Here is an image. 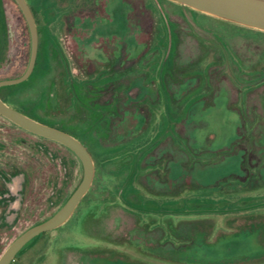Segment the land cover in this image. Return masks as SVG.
<instances>
[{"label": "rangeland", "instance_id": "1", "mask_svg": "<svg viewBox=\"0 0 264 264\" xmlns=\"http://www.w3.org/2000/svg\"><path fill=\"white\" fill-rule=\"evenodd\" d=\"M27 1L39 56L1 94L84 141L95 177L10 264H264V31L172 0ZM6 3L0 79L31 53L27 20ZM41 141L56 153V198L43 177L23 222L0 227V256L84 177L75 153Z\"/></svg>", "mask_w": 264, "mask_h": 264}, {"label": "water", "instance_id": "2", "mask_svg": "<svg viewBox=\"0 0 264 264\" xmlns=\"http://www.w3.org/2000/svg\"><path fill=\"white\" fill-rule=\"evenodd\" d=\"M30 31L31 53L27 68L18 77L0 80V87L20 83L30 77L34 71L38 50L39 30L33 11L27 0H15ZM195 10L218 18L232 21L244 26L264 31V0H172ZM0 114L17 125L47 138L62 143L81 159L83 176L78 187L62 205V207L46 220L31 226L19 235L0 256V264H10L17 253L36 235L55 229L64 224L73 214L79 202L88 192L95 177V164L86 145L73 134L55 126L38 121L19 110L11 107L0 97Z\"/></svg>", "mask_w": 264, "mask_h": 264}, {"label": "flooded vegetation", "instance_id": "3", "mask_svg": "<svg viewBox=\"0 0 264 264\" xmlns=\"http://www.w3.org/2000/svg\"><path fill=\"white\" fill-rule=\"evenodd\" d=\"M6 1L7 0H0V18H3L4 15L8 13V3H6ZM1 88L2 87H0V90ZM0 97L4 102L10 105L2 96L1 91ZM19 111L26 114L21 110ZM0 118L8 122L6 124H0V227L3 229L15 222L16 224L23 222L26 214L25 212L27 211L26 207L30 208L32 203L34 204V202L39 201L37 198H41L42 196L35 187L40 185V181L43 177L49 181L47 185L50 184V193L46 194L45 192V195H47L46 198H50L51 203L54 202L53 199L56 198V190H54V188L57 186L58 162L56 153L49 147L51 145L48 146L41 140L45 139L50 143L63 144L33 133L12 122L2 114H0ZM32 118L41 121L38 118ZM63 146L72 151L67 146ZM60 161L62 162V158H60ZM65 166V177L68 179L67 163ZM36 191L37 193H34ZM40 235L41 233L34 236L32 239H37Z\"/></svg>", "mask_w": 264, "mask_h": 264}, {"label": "trees", "instance_id": "4", "mask_svg": "<svg viewBox=\"0 0 264 264\" xmlns=\"http://www.w3.org/2000/svg\"><path fill=\"white\" fill-rule=\"evenodd\" d=\"M16 2V1H15ZM17 5H18V3H17ZM19 6V5H18ZM20 8V7H19ZM31 8H32V10H33V12H34V14H35V11H34V9H33V7L31 6ZM42 234V233H41ZM35 239H31L25 246H27V245H29L31 242H33ZM24 246V247H25ZM24 247H23V249H24ZM23 249H21L19 252H22L23 251Z\"/></svg>", "mask_w": 264, "mask_h": 264}, {"label": "crops", "instance_id": "5", "mask_svg": "<svg viewBox=\"0 0 264 264\" xmlns=\"http://www.w3.org/2000/svg\"><path fill=\"white\" fill-rule=\"evenodd\" d=\"M39 42H40V38H39Z\"/></svg>", "mask_w": 264, "mask_h": 264}]
</instances>
